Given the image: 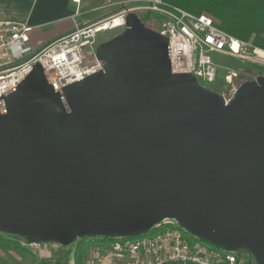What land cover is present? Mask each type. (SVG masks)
Wrapping results in <instances>:
<instances>
[{
  "label": "water",
  "instance_id": "obj_1",
  "mask_svg": "<svg viewBox=\"0 0 264 264\" xmlns=\"http://www.w3.org/2000/svg\"><path fill=\"white\" fill-rule=\"evenodd\" d=\"M102 69L58 90L37 61L0 95V234L69 247L166 220L264 264V75L225 100L170 70L135 12L95 47Z\"/></svg>",
  "mask_w": 264,
  "mask_h": 264
},
{
  "label": "built area",
  "instance_id": "obj_2",
  "mask_svg": "<svg viewBox=\"0 0 264 264\" xmlns=\"http://www.w3.org/2000/svg\"><path fill=\"white\" fill-rule=\"evenodd\" d=\"M71 1L77 6L80 3ZM145 1L147 13L162 15L155 30L168 38L172 73H191L201 85L227 100L250 77V72L242 74L219 64L215 57L264 69L263 48L223 31L209 15L168 9L161 0ZM142 8H124L109 17L78 21L80 11L76 7L72 29L36 51L30 44L31 27L27 23L0 20V95L14 88L37 61L55 90L101 70L102 64L94 52L99 35L105 31L121 32L127 12ZM162 224L161 229L148 235L91 246L84 264H253L244 253L189 239L172 220Z\"/></svg>",
  "mask_w": 264,
  "mask_h": 264
},
{
  "label": "crops",
  "instance_id": "obj_3",
  "mask_svg": "<svg viewBox=\"0 0 264 264\" xmlns=\"http://www.w3.org/2000/svg\"><path fill=\"white\" fill-rule=\"evenodd\" d=\"M170 8L205 13L228 34L264 49V0H161ZM71 0H0V20L25 22L30 44L40 49L72 29L76 7ZM77 17V19H78ZM42 28H46L42 31ZM45 43V44H44ZM1 258V257H0Z\"/></svg>",
  "mask_w": 264,
  "mask_h": 264
},
{
  "label": "rangeland",
  "instance_id": "obj_4",
  "mask_svg": "<svg viewBox=\"0 0 264 264\" xmlns=\"http://www.w3.org/2000/svg\"><path fill=\"white\" fill-rule=\"evenodd\" d=\"M84 13L78 17V21H87L97 18L109 17L112 14H116L119 10L124 8H137L138 6L143 7L141 10L136 9L135 12L140 20L147 25L155 26L159 21V17L154 16V13H147L144 9L146 6L145 0H82ZM148 14V16H147ZM46 28H42L45 31ZM117 31H105L99 35V41L102 39L112 37ZM45 44V43H44ZM34 51L38 50L36 47H32ZM217 62L221 65H228L238 70L239 72L249 73L256 72L252 69L253 67L242 64L241 62L234 59H219L216 58ZM250 69V70H247ZM252 69V70H251ZM221 74L223 70L220 69ZM250 73V74H251ZM250 76V75H249ZM252 76V75H251ZM215 87V86H213ZM99 238V237H97ZM27 250L21 248H13L9 250H3L0 248V264H54L55 260L64 254V250L58 248V246L52 244L46 245H29ZM89 246L82 257L84 264L85 258L88 254ZM64 264L70 263V260L63 261Z\"/></svg>",
  "mask_w": 264,
  "mask_h": 264
},
{
  "label": "trees",
  "instance_id": "obj_5",
  "mask_svg": "<svg viewBox=\"0 0 264 264\" xmlns=\"http://www.w3.org/2000/svg\"><path fill=\"white\" fill-rule=\"evenodd\" d=\"M165 8L171 9L168 6H165ZM147 16H148V14H147ZM154 16H156L157 18L159 17L160 19L162 18V15L158 14V13H154ZM145 25L150 27V28H153V29L155 28V26H152V25H147V24H145ZM252 69L256 70V72H252V73L250 72L251 74H250V77H248L249 79L253 78L254 76L259 75V74L264 75V69H261L259 67H253ZM247 70H250V69H247ZM162 227H163V224L155 227L150 232H148L146 234H142V235H148V234L154 233L157 230L161 229ZM184 234L189 239H196V238L188 235L186 232H184ZM142 235H140V236H142ZM136 237H138V236H136ZM132 238H135V237H132ZM114 240H117V238L86 237V238L76 240L69 247L58 246V248L63 249L65 252L61 257H59L55 260L54 264H64L63 261H65V260H70L71 264H83L82 257L84 255V251H86L89 246L99 245L103 242L114 241ZM0 248L3 250H9V249H13V248L14 249L15 248H21V249L27 250L28 247L26 245H22L20 242H18L16 240L10 239V238L0 234ZM249 261H250V263H253L250 259H249ZM67 264H70V263H67Z\"/></svg>",
  "mask_w": 264,
  "mask_h": 264
},
{
  "label": "flooded vegetation",
  "instance_id": "obj_6",
  "mask_svg": "<svg viewBox=\"0 0 264 264\" xmlns=\"http://www.w3.org/2000/svg\"><path fill=\"white\" fill-rule=\"evenodd\" d=\"M155 29V28H154Z\"/></svg>",
  "mask_w": 264,
  "mask_h": 264
}]
</instances>
